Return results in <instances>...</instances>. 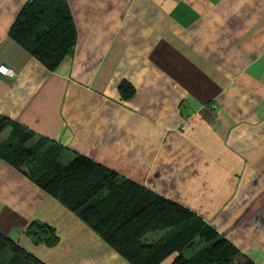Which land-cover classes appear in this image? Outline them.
<instances>
[{"label":"crops","instance_id":"1","mask_svg":"<svg viewBox=\"0 0 264 264\" xmlns=\"http://www.w3.org/2000/svg\"><path fill=\"white\" fill-rule=\"evenodd\" d=\"M26 2L0 0V65L16 74L0 75V115L190 208L264 264V0H67L78 37L55 71L8 36ZM32 219L60 236L45 256ZM0 232L48 264H129L1 160Z\"/></svg>","mask_w":264,"mask_h":264},{"label":"trees","instance_id":"2","mask_svg":"<svg viewBox=\"0 0 264 264\" xmlns=\"http://www.w3.org/2000/svg\"><path fill=\"white\" fill-rule=\"evenodd\" d=\"M49 71L71 55L77 29L67 0H27L8 33ZM121 80L118 92L135 94ZM0 115V160L9 163L47 195L73 212L129 264H256L199 214L157 194L89 156ZM25 234L32 243L54 247L56 227L32 219ZM190 256L185 255L186 250ZM0 264H48L0 232Z\"/></svg>","mask_w":264,"mask_h":264},{"label":"rangeland","instance_id":"3","mask_svg":"<svg viewBox=\"0 0 264 264\" xmlns=\"http://www.w3.org/2000/svg\"><path fill=\"white\" fill-rule=\"evenodd\" d=\"M71 155V153H67V152H65L64 151V153H63V156H62V158H61V161L64 163V162H66V161H68V156H70ZM35 247H39V249L37 250V252L39 253V254H41V255H43V256H45V254L48 252V250L49 249H47V248H43L42 246H40L39 244H35V243H32ZM50 248V247H49ZM185 255L186 256H190L191 255V251L188 249V250H186L185 251Z\"/></svg>","mask_w":264,"mask_h":264},{"label":"built area","instance_id":"4","mask_svg":"<svg viewBox=\"0 0 264 264\" xmlns=\"http://www.w3.org/2000/svg\"><path fill=\"white\" fill-rule=\"evenodd\" d=\"M0 75L8 78H14L16 74L15 70L2 63V65H0Z\"/></svg>","mask_w":264,"mask_h":264}]
</instances>
